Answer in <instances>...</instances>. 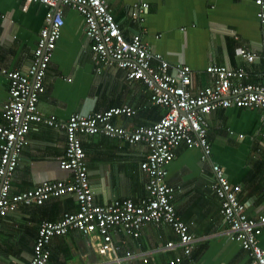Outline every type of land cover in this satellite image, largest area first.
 <instances>
[{
    "label": "crops",
    "instance_id": "1",
    "mask_svg": "<svg viewBox=\"0 0 264 264\" xmlns=\"http://www.w3.org/2000/svg\"><path fill=\"white\" fill-rule=\"evenodd\" d=\"M127 37L140 33L146 46L169 63L190 68L189 88L196 91L211 82L206 72L210 64L243 67L244 81H258L264 60H244L240 48L257 55L264 39V23L255 15L254 0H148L143 24L129 15L138 0H105ZM24 0H0V65L26 71L44 24L46 7L38 2L23 9ZM64 23L44 77L45 90L37 106L44 115L65 122L73 113L82 115L127 104L131 115L112 118L114 124L132 130L151 125L165 108L153 105L150 92L141 80H129L126 71L112 63L103 66L92 58L83 16L69 6H61ZM8 95V80L0 74V123L2 105ZM209 160L201 151L183 144L166 166V182L173 191L176 215L189 225L197 241L189 255L179 246L165 249L167 241L178 240L167 223H148L138 237L114 229L112 241L119 246L116 256L129 250L133 256L125 264H165L180 256L177 264H248L249 254L227 233L219 215V200L210 188L211 162L220 164L227 178L240 186L238 198L248 216L264 214V115L248 107L216 108L208 115ZM88 180L98 204L146 195L147 173L140 164L148 153L143 142L128 143L107 135L83 134ZM65 150V131L44 123L33 124L12 175L11 193L33 188L45 180L70 178L59 168ZM77 208L74 196L66 193L50 197L41 205L19 204L0 220V264H28L38 225L55 221ZM97 233L82 235L69 230L53 236L47 264H115V254L101 253ZM264 248V228L259 236ZM146 257L147 261L142 259Z\"/></svg>",
    "mask_w": 264,
    "mask_h": 264
},
{
    "label": "built area",
    "instance_id": "2",
    "mask_svg": "<svg viewBox=\"0 0 264 264\" xmlns=\"http://www.w3.org/2000/svg\"><path fill=\"white\" fill-rule=\"evenodd\" d=\"M34 2L43 4L46 12L28 68L21 71L0 65V74L8 80V95L2 105L0 123V220L15 211L19 204L41 205L50 197L70 193L76 200V210L63 213L58 220L39 223L28 264H47L51 238L65 235L71 229L84 236L97 233L102 239L100 252H112L115 264H125L133 253L127 250L123 256H116L119 246L113 243L111 232L120 227L136 238L144 225L162 222L167 223L178 237L176 242L167 241L164 248L179 246L189 255L198 238L176 215L172 200L174 189L166 182V166L181 144L200 149L202 160L210 159L207 132L208 115L212 110L248 107L260 109L264 115V72L258 81L246 82L243 67L210 64L206 68L210 84L192 91L189 88L190 68L185 65L171 70L160 53L146 46L140 33L127 37L105 0H24L23 9ZM254 2L257 6L255 15L264 23V0ZM61 6H69L83 16L85 34L96 62L103 66L114 63L125 69L127 79L141 80L147 86L151 103L165 108V113L156 122L132 130L114 124V116L134 113L127 104L85 115L73 113L65 122L39 111L37 103L45 90L44 77L64 23ZM148 7V0H138L130 5L129 15L143 24ZM239 54L247 62L255 58L264 60V39L258 55L246 48H240ZM37 123L64 129L65 150L58 165L70 173V178L45 180L31 189L11 193L12 175L20 151L27 143L32 125ZM97 133L147 145L148 153L140 164L148 175L146 195L138 202L124 199L98 204L94 201L81 135ZM211 172L210 188L219 200L218 213L228 227L227 233L248 252V264H264V248L259 244L264 214L257 217L246 214L245 205L238 198L240 186L227 178L220 164L211 162ZM142 260L146 262L147 258ZM179 261L180 256H176L165 264Z\"/></svg>",
    "mask_w": 264,
    "mask_h": 264
}]
</instances>
